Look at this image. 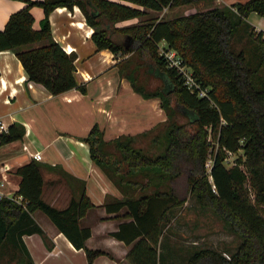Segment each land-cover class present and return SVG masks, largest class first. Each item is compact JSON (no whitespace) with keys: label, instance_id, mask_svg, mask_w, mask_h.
I'll list each match as a JSON object with an SVG mask.
<instances>
[{"label":"trees","instance_id":"obj_1","mask_svg":"<svg viewBox=\"0 0 264 264\" xmlns=\"http://www.w3.org/2000/svg\"><path fill=\"white\" fill-rule=\"evenodd\" d=\"M22 1L24 5L11 12L0 28V50L15 52L27 79L43 84L52 94L69 88L85 92L84 84L73 76L75 54L65 52L53 39L49 22L55 6L75 4L92 28L90 39L96 49L136 53V66L116 61L118 73L143 97H157L165 112L162 130L151 137L156 152L135 145L129 134L105 140L96 123L78 137L121 193V198L107 200L103 206L108 212L123 208L114 216L130 218L110 232L129 244L128 261L161 264L159 235L192 195L197 206L210 208L239 241L231 250L194 245L181 255L180 264H264V35L246 19L249 12L264 16V0L233 1L170 16L159 12L202 0ZM33 5L43 9L39 28L32 26ZM146 13L139 22L115 24ZM161 41L190 67L204 94L189 89L178 71L167 65L158 51ZM35 42L38 45H32ZM138 66L159 78L156 89L144 90L136 82ZM170 101L183 121L169 118L174 109ZM23 132L18 122L9 124L0 132V144L20 138ZM239 148L243 157L237 155L226 165V153ZM15 172L20 176L15 194L23 200L14 195L0 198V256L9 255L0 264L13 259L16 264H34L22 235L43 232L32 217L36 209L83 250L88 262L103 253L84 244L89 228L79 225V217L93 204L82 185L63 208H56L42 198L37 160L18 166Z\"/></svg>","mask_w":264,"mask_h":264},{"label":"crops","instance_id":"obj_2","mask_svg":"<svg viewBox=\"0 0 264 264\" xmlns=\"http://www.w3.org/2000/svg\"><path fill=\"white\" fill-rule=\"evenodd\" d=\"M233 1L244 0H227L223 4ZM23 5L22 0H0V28L5 25L9 14ZM31 12L34 17L32 26L39 28L44 15L42 7L33 5ZM246 19L264 32L263 15L249 12ZM136 20L132 17L115 24ZM49 22L53 39L65 52L75 54L73 76L78 83L84 84L85 92L69 88L52 94L43 84L27 79L13 50H0V120L7 128L18 122L24 129L20 138L0 144V170L3 171V162L9 165L5 172L7 182L2 188L4 196H17L20 176L15 169L35 159L32 152L40 151L42 157L35 160L39 162L43 180L42 198L53 207L63 208L71 196L78 194L82 185L93 204L79 217V225L89 228L84 244L103 253L88 262L83 250L75 248L51 219L36 209L32 217L43 232L22 235L33 263L131 264L126 257L129 244L110 234L120 222L130 218L114 216L122 213L123 208L108 212L103 206L107 200L121 198V193L91 160L87 144L78 137L84 135L93 123L97 124L105 140L119 134L136 136L162 122L165 112L157 97H143L118 73L114 53L107 48H95L90 39L92 28L85 23L75 4L69 8L55 6L49 13ZM113 37L124 38L118 34ZM32 45H38V42ZM169 235L171 232L159 235L158 248L164 253L161 264H180L181 255L189 246L169 238Z\"/></svg>","mask_w":264,"mask_h":264},{"label":"rangeland","instance_id":"obj_3","mask_svg":"<svg viewBox=\"0 0 264 264\" xmlns=\"http://www.w3.org/2000/svg\"><path fill=\"white\" fill-rule=\"evenodd\" d=\"M226 1L227 0H202L198 2H189L173 6L171 8H166L159 12V14L163 13L165 16L178 15L198 9H204L213 5L220 6V4L226 3ZM252 15L255 16V14ZM146 17L147 13L138 15L136 16L137 20L134 22H139ZM115 55L117 56V60L120 62L122 61L127 65L130 64L131 66H136L138 61L135 52L132 53L131 51H128L123 54L116 52ZM187 68L188 70H191L190 67ZM134 76L136 78V82L139 83L144 90H154L160 85L159 78L151 74L144 73L141 66H138ZM216 87L220 88L219 85ZM170 105L174 109L171 111L169 118L174 119L177 122L183 121L184 117L178 112L177 105L173 101H170ZM164 124L158 123L149 131L134 136L133 143L137 146H141L149 152H156L157 148L154 144H152L151 137L155 133L161 131ZM237 155L243 157L240 148L235 151L227 152L224 163L226 165L231 164L234 157ZM209 161L210 160L207 159L206 166ZM168 232H171L172 235H169V238L180 241L182 244L188 245L189 247H193L194 245H209L217 249L231 250L239 241V237L228 230L226 224L219 219L210 208L197 206L192 195L188 196L187 200L184 202L183 208L180 211L175 212V214L170 217L169 226L164 229L163 235ZM7 255L8 253L4 254L3 258L0 256L1 261L4 260V258L6 259ZM5 264H16V260H8Z\"/></svg>","mask_w":264,"mask_h":264},{"label":"built area","instance_id":"obj_4","mask_svg":"<svg viewBox=\"0 0 264 264\" xmlns=\"http://www.w3.org/2000/svg\"><path fill=\"white\" fill-rule=\"evenodd\" d=\"M256 29V28H255ZM259 29V28H257ZM263 32V31H262ZM264 35V32H263ZM158 51L162 56L165 58L168 66H173L178 73L181 75L183 83L186 84V86L189 89L198 88V95L204 94V90L200 87H198V83L193 79L191 75V71L188 70V68L180 63V58L175 52L173 48H169L164 45V43L161 41L158 44ZM7 126L0 120V132L6 131ZM32 157L35 159H40L42 157L40 151L36 150L31 153ZM2 170H0V198L4 196V192L2 188L4 187L5 183L7 182L6 174L5 172L9 169V165L6 162H3L1 164ZM16 200L22 201V195L14 196Z\"/></svg>","mask_w":264,"mask_h":264}]
</instances>
